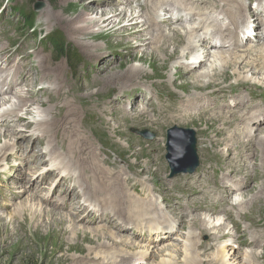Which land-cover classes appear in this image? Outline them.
Here are the masks:
<instances>
[{
    "label": "bare ground",
    "instance_id": "6f19581e",
    "mask_svg": "<svg viewBox=\"0 0 264 264\" xmlns=\"http://www.w3.org/2000/svg\"><path fill=\"white\" fill-rule=\"evenodd\" d=\"M157 1L155 3V0H113L103 4L115 6L122 3L133 9L123 7L116 9V6L113 9L104 8L100 12L91 5L90 7L81 5L78 8L81 9V13L78 15H75L74 10L69 11V21L78 24L85 15L93 16L87 18V23L76 28L75 32L79 34L81 41L95 42L102 35H119L121 31L117 29L116 18L121 16L125 19L127 15L123 25H130L127 28L129 33L124 34L120 42L126 43L130 40L131 47L136 46L137 39L141 42L143 38L141 35L144 32L147 36L143 40L150 41L156 36L164 50L167 46L163 41L164 35L177 33L181 36L177 45L179 53L173 60L180 58L186 60L177 67L189 77H194L199 71L196 69L211 60L210 64L196 76L197 82H202L206 89L209 88L207 93L185 95L181 98L170 95L175 104L168 107V102L160 103L157 110L153 109L155 112L153 118L146 120L141 119L147 116L144 112L146 106L136 112L127 108L125 120L131 119L132 122H138L143 126L154 125L159 129L172 121L193 123L194 120L203 118L214 121L221 131L229 129L234 131L226 138L223 136L217 138V135L211 136L199 131L202 136L200 139L202 152L207 162L200 172L163 183L158 191L162 202L166 204L163 207L159 198L154 196L155 189H139L133 182V179L138 180L143 176L141 175L143 170L150 168H145L142 163L140 169L136 168L138 167L136 165L128 164V172L112 164L109 158L100 160L95 152V144L87 133L83 132L82 115L88 109L91 111L92 106L89 107V101H86L81 93L92 88L97 89L101 87L103 81L107 83L120 76L119 72L114 70L100 78L101 71L108 63H112L104 54L108 52L97 45H84L86 48L96 46L88 56L92 57L93 61H98L99 66L94 69L91 82L83 84L69 81L65 76L64 66L52 65L46 56H41L36 50L33 53H36L39 65L33 66L32 60L29 62L28 57L18 59L15 54L9 53V48L1 44L0 127L6 128V132L1 133L0 137L7 138H0V169L7 162L9 168L12 166L15 168L19 162L10 163V157L16 158L15 155L19 152L24 154L21 161L28 177L26 179L24 173V177L21 178L19 173H23L22 168L17 171L18 183L12 185V190L16 188V191H13L15 193L11 194V198L14 200L18 192L30 191L36 195L34 199L37 201L33 203L35 209L25 202L17 205V209H25L31 213L30 216L24 213L25 216L21 218L20 226L15 230L17 240L19 241V237L28 231L35 236L47 235L61 240L59 250H65V244L70 239L66 236L69 235L73 237L74 246H79V240L87 241L94 238L103 241L97 248L98 253L94 258L81 256L75 259L74 264H87V260L91 261L90 264H147L149 261L151 264H261L264 258V220L252 212H245V209L249 205L254 206L255 202L264 209V109L259 108L264 104V98L255 93L259 90L264 92V0H248L257 2L255 9L249 8L253 6L247 5L246 0ZM134 2L137 5L136 9L133 7ZM68 7L69 4L65 6ZM170 8L183 14L168 15ZM159 11H163L164 16ZM59 13L60 16L68 15L64 10H60ZM220 16L225 17V23L219 20L222 19ZM248 19L252 25L249 31H258L255 40L249 38L245 40L241 37L242 26ZM246 43H254L256 46L241 49ZM184 44L187 50H190L187 54H181ZM141 46L149 49L145 43ZM257 51L259 54L255 55ZM98 53L101 57L97 56ZM139 53L144 55L145 50ZM189 55L190 59L185 58ZM38 66L41 77L33 73V69ZM229 69L236 80L232 85L237 86H229L226 80L228 78L219 73L220 70L226 73ZM213 73L216 79L212 77ZM247 75L255 76L260 81L253 82ZM131 78L133 77L125 75V82L120 89L129 88L130 81H133ZM40 81L41 84L42 81L54 84L53 87L46 86L38 90L35 85ZM246 92L249 94L242 95ZM95 93L96 91L92 90L88 95ZM230 95L237 96L228 103ZM12 96L16 97L14 102L11 100ZM133 96L130 94L124 100L118 98L109 103L110 106L105 109L108 123L119 124L117 114L122 113V110L116 103L125 104L128 101V106L136 102L138 96L144 97V93ZM44 97L47 100H43ZM23 111L25 113H22ZM233 122L234 127L231 126ZM15 127L18 129L15 130ZM119 131L122 132L120 129ZM162 135L164 134L160 133L161 137ZM16 137L20 142L22 140L27 143L21 142L18 145L15 142L11 143V139ZM29 143L33 146L47 145L49 149L45 148L43 152L34 151L31 156L30 150H33V146L27 149ZM148 146H151L150 152L153 151L155 139ZM150 152H146L145 156ZM56 156L60 158L58 163ZM154 158L149 159L148 165L156 166V171L159 172L160 167L158 163H153ZM214 159L218 161H212ZM86 161L90 166L85 165ZM257 161L259 166L252 164ZM47 167L48 171L61 174L64 178L42 176L43 168ZM214 170L219 171L218 177L212 176ZM0 175L2 176V173ZM9 175L11 177V173ZM114 183H119V187L110 185ZM40 184L41 186H38ZM51 185L61 187L60 194L68 196V200L54 203L45 200V190H49L48 186ZM169 185H173L178 192L172 193V200H168ZM245 191L247 193H243ZM239 195L240 199L236 200L235 197ZM142 196L154 197L144 201L141 200ZM247 198L249 200H245ZM184 201L187 203L184 204ZM241 205L245 206L243 210L240 208ZM233 209L237 210L233 212ZM92 214L95 215L93 222L102 224L100 226L102 233L97 232L92 226H86L90 224L86 223L88 220L85 217ZM215 214H224L235 231L227 223L210 217ZM39 218L48 221L47 225L44 224L45 227ZM208 219L216 222L213 223V231L210 233L205 234L200 228L195 227L196 225L191 226L195 221L197 225L202 226V220L208 223ZM245 221L253 224V232L242 230ZM52 224L56 227L54 228ZM182 230L189 231L184 235L186 240L182 241L181 236L172 238L174 233ZM151 234L155 235L159 242H166L169 239L172 242L162 245L164 249H157L156 246L149 244ZM208 235L209 239H201L202 236ZM108 237L113 241L112 245L106 242ZM177 241H182L183 246L176 245ZM145 242H148V245H144ZM220 243L224 245L223 251L215 254L217 258L215 259L213 253L218 250ZM174 250L180 252L176 256V261L163 258L168 256L174 259ZM181 253L184 255L183 260L179 258ZM158 259H161V262Z\"/></svg>",
    "mask_w": 264,
    "mask_h": 264
},
{
    "label": "rangeland",
    "instance_id": "374dc122",
    "mask_svg": "<svg viewBox=\"0 0 264 264\" xmlns=\"http://www.w3.org/2000/svg\"><path fill=\"white\" fill-rule=\"evenodd\" d=\"M103 2H106L105 4H108L110 2H113V0H82V1L81 0H0V13L3 11L2 15H0V38L2 39L0 45L4 44L8 48L10 46V43L14 42L12 43L14 44L13 48L10 47L9 49V53L10 54L13 53L15 55L19 53V55H23V57L25 56V54L22 51V49H24L26 56L28 55L29 52L36 50L37 52L40 53L41 56H46L48 62L51 63L52 65L64 66L66 69L65 76L69 81H74L75 83L82 82L83 84L91 82L92 74L95 71L94 69L98 68L99 66L98 61H93V58L88 56L90 55V53H92V48H95L96 46H87L86 48L84 47V45L91 44V45L100 46L101 48H103L105 52H108L104 54L107 55V57H109V59L112 60V63L110 64L108 63L106 65V68L101 71L100 78H103L105 75H107V73H111L114 70H117L120 76L113 78L112 81L107 83L103 81L101 87L97 89L92 88L91 90L86 91L85 93L83 92L81 93L82 97L86 101H89V107L92 106L91 111L88 109L82 115L81 126L83 132L87 133L88 137L95 144L96 146L95 152L99 157V159L101 160L102 158L104 159L109 158L112 164H116L120 168H123L128 172H129L128 164L134 166L136 165L138 166L136 168L140 169L142 163V165L145 168L148 167L150 169L143 170L141 173V175L143 176L140 177V179L152 183L156 185L158 188H162L163 183L166 181L172 182L177 178H184L185 176L192 175V174H181L176 177H172L174 176V171L170 166L169 161L167 160V155L169 153L168 131L174 129V127H177V129L180 130H193L196 133L195 137H197V149H198L200 165L196 169L195 173L200 172L203 168V165H205L207 161H205V156L203 155L202 152V144L200 143V139L202 138V136L199 131L206 132L211 136L217 135V138L220 136L226 138L229 136L231 131H234V129L221 131L219 130L217 124L214 121L212 120L208 121L207 119H203V118L196 119L193 121V123H188V121L185 122L172 121L162 126L159 129H157L154 125H150V124L143 126L140 125L138 122L136 123L132 122L131 119L125 120V114L128 108L127 107L128 101L125 104H123V102L116 103L118 105V108L122 110V113L117 114L119 124H116L114 122L108 123L107 122L108 117L105 116L106 115L105 109H107V106H110L109 103L114 101L115 99L119 98L124 100L126 97H129L130 94H138L142 92L144 88H149V92L154 94L156 100L158 101L157 103L158 105L160 102L166 101L167 100L166 96H170V95L181 98L185 95H192V94L200 95L205 92L207 93L209 88L206 89L204 83L197 82L196 76L203 71L204 67L206 68L207 64L208 65L210 64L211 60L205 62V64H203L201 67L196 69L197 71L198 70L199 71L194 77H189L177 67L178 64L186 62V60H183L181 58L173 60V58L176 55H178L177 53H179L177 45L179 40L181 39V36H179L177 33L171 35H164L163 41L165 45H167L165 46L164 50L160 46L161 41L158 38H156V36L153 40L150 41L143 40L147 36L146 33L144 32L141 35V38L143 37L141 42L147 44L149 46V49L147 47L141 46L142 43L138 39H137V44L135 43L136 46H132V47H131L132 42L130 40L126 42L127 45L126 43H121L120 39L122 38V36L126 33L127 34L129 33L128 32L129 30L127 28L130 25L127 26L123 25L127 15H125V19L122 18L121 16L116 18V22L118 24L117 29L121 31V32L119 31L120 32L119 35L118 34L111 36L102 35L99 38V40L95 42L93 40L81 41L79 38V34L75 32L76 31L75 29L87 23L86 22L87 18H93V16L91 17L90 15L88 17V15H85L86 19L85 18L80 19L78 24L77 22L73 23L72 21H69L70 12H71L70 10H74L73 12H75V15H78L79 13H81V9H78L81 5L87 7H90L91 5L93 8H96L98 12L102 11V9L104 8L113 9L116 6H117L116 9L117 8L122 9V7L125 9L131 8L130 6H125L122 3L115 6H106L103 4ZM245 3L248 5V0H246ZM67 4H69V7L65 8ZM134 4H136V2L133 3L134 9H136V6H134ZM38 5H43V8L40 10H36ZM60 10L67 11L68 15L60 16L59 13ZM30 12L34 15V18H36L34 24L36 31L35 34L33 35L31 33L27 34L24 31L26 20L22 16L23 14L25 13L28 14ZM219 20L222 22V19ZM15 26L17 27V29H19L21 33L19 34L16 33L17 30H15ZM9 30H10V35L12 36L10 43L5 39V34L8 33ZM53 31H58L64 35L67 43L70 44L76 56V60L74 62L68 61L67 59L58 60L57 58L52 60L53 55L50 51H48L45 48L46 45L41 41V38L52 33ZM155 31L159 32L161 30L155 29ZM22 35H31V38L29 39L26 38L23 40ZM172 48L174 50H172ZM144 50H145L144 55L139 53V51H144ZM187 53L189 52L187 51L186 44H184L181 49V54H187ZM126 55H130V57L128 58V56L126 57ZM97 56L101 57V54L98 53ZM27 57L28 59H30L28 60L29 62L32 60L33 66L34 65L36 66L37 64L39 65L38 59L36 58V53H34L33 56L31 57L29 55ZM222 71L223 70H220L219 73L222 76H226L225 78H228L226 79L228 85L237 86V85H232L233 83L236 82V80L234 79L235 76L232 74V70L229 69L228 71H226V73H222ZM33 73L36 75H40V77L42 76L39 66L33 69ZM214 74L215 73L212 74V77H215ZM125 75L133 77L131 78V80L133 81H130L131 85L128 86L129 88L122 90L120 88L125 82L124 81ZM247 76L253 82L260 81V79L255 76L252 75H247ZM86 79H88L90 82L86 81ZM214 79H216V77ZM218 79H220V77H218ZM39 83L40 84L35 85L36 89H38L42 85L41 81ZM42 83H43V87L46 86L53 87L54 84V83L50 84L47 81H42ZM156 89L159 91H157ZM92 90L93 91L95 90L96 93L89 96L88 93ZM242 95H246V94H242ZM235 96L237 95H230V98L228 99V103H231ZM12 97L13 98H11V100L14 102L16 97L14 96ZM43 100H47L46 97H44ZM145 100L146 98L142 99L141 101H137V103L135 104L137 108L138 106H140L139 110L143 109L140 103L141 102L145 103L146 102ZM172 105L173 104L168 103V107H171ZM259 108L264 109V104H262ZM152 110H153L152 108L151 109L149 108V110L144 111L145 113H147V116H143L141 117V119L146 120L153 118L155 113ZM133 111L136 112L137 110L133 109ZM22 113H25V111H23ZM172 117L174 118V116ZM231 126L234 127L235 122L231 123ZM118 127L122 132L119 131ZM14 129L17 130L18 127L17 128L15 127ZM145 130H148L149 134L153 135L151 139H145V140H150L148 144L139 143L138 141H134L128 138L127 136V133H132L135 136H140L141 138H143L141 132ZM160 133H163L164 135H162L161 137ZM183 136H186V133L183 134L182 137ZM0 138H7V137L1 136ZM153 139H155V147L154 150L150 152L151 146L148 145L152 142ZM10 142L11 143L15 142L18 145L23 141L21 140L20 142L19 138L16 137L15 139H11ZM26 143L27 141L23 142V144ZM258 149L260 150V147ZM30 151L32 156L34 153V149ZM105 152L108 153L106 154ZM146 152H150V153H148L147 156H145ZM23 156L24 154L19 152L18 155L17 154L15 155V157L18 160H16V158L14 157H10L9 159L10 163L14 164L16 161L19 162V164L16 165L15 168H13L14 166L9 168L7 162V164H5L3 168L0 169V174L2 173V176L0 175V264H74L75 259L81 256L88 257L90 259L94 258L96 253H98L97 248L99 247V245H101L100 243H103V241H98L97 239L94 238L87 241L79 240L78 241L79 246H74L73 237H71L70 235L69 237L66 236L67 239L69 238L70 239L67 240L68 243L66 242L65 244V250L63 249L59 250V247L62 244L61 240L55 239L54 237H47V235L35 236L33 233L29 231L27 232L28 234L24 233L25 236L24 235L20 236L19 241L17 240L16 237L17 234L15 230L19 228L21 218H23L25 215L26 216L31 215L30 211H27L25 209H17V205L20 204L21 202H25L28 206L30 205L33 207V209H35L33 203L37 202L34 199L35 198L34 196L36 195H33L30 191H26L25 193L18 192L17 194L18 196L16 195V198L14 200H12L11 198V194H14L15 192L13 193V191L16 189L15 188L12 190L13 187L12 185L18 183V178L16 177V174L21 170L20 168L23 169V173L22 172L19 173L21 175V178L24 177V173L26 172L24 168V163H22L21 161ZM151 158H154L153 163H158L160 167L159 172L156 171L157 168L156 166L148 165V161ZM212 161H217V159H214ZM87 164L88 162L86 161L85 165L87 166ZM183 164H187V162L185 161L183 162ZM252 164H255V166H259L258 161L253 162ZM88 166L90 165L88 164ZM7 167L9 168V170ZM13 171L16 172L12 174ZM9 173H11L12 178L15 174V179L12 180ZM118 175L120 176V174ZM25 177L27 179L28 177L27 173H25ZM136 180L137 179H133V182ZM110 185L119 187V183H114ZM169 188L173 191V193L175 194L178 193L176 189L173 187V185H169ZM243 193H247V191ZM248 193L250 194V192ZM235 198L236 200H239L240 195ZM248 198L250 199V197ZM248 198L245 200H249ZM186 203L187 201H184V204ZM243 207L245 206L243 205L240 206L242 210L244 209ZM246 211L252 212L256 214L259 218L264 220V209L262 207H259V203L255 202L254 206H250V205L247 206L245 212ZM123 214H125V212ZM210 217L219 220L222 223L225 222L229 227H232L231 222L227 220L224 214H215V215H211ZM39 220H42L41 222L43 225L44 224L47 225L48 221L43 220L41 218H39ZM202 222L204 223L205 221L202 220ZM192 223L193 224H191V226L196 225L195 227L200 228L201 231H203L206 234L213 231L212 225L213 223L215 224L216 222L208 219V223L207 222L204 224L202 223L203 227L197 225L196 221ZM52 226L54 228L56 227L53 224ZM93 228H95L97 232L102 233L100 226L99 228L96 227ZM232 230L235 231V229L233 228ZM186 232L189 233V231L187 230L179 231L178 237L181 236L182 241L186 240L184 238ZM208 236H203V239L208 238ZM106 240H107L106 242H110L112 245L113 241L111 240V238L108 237V239ZM20 241H24V242L21 243ZM182 241L181 242L177 241V243L175 244L183 246ZM106 245L108 246L109 244H103V246ZM109 247L115 248L113 246H109ZM223 247H224L223 243H220L218 250H216L213 253L214 258H215V254H219L221 251H223ZM164 248L165 247L160 246L157 249H164ZM46 249H48V252H46ZM181 249L183 250L182 247ZM174 251H175L173 252L174 259H170V257L168 256H164L163 258L166 260L174 261L176 259V256L180 254V252L177 253L176 250ZM110 252L113 253V251ZM103 254L104 253H101V255ZM183 256L184 255L181 253V255L179 256L180 260H183ZM210 256L211 254H209V257ZM158 260H160L161 262V259ZM87 261H88L87 264H90L91 261L90 260ZM151 263L152 262L149 261L147 264H151ZM80 264H84V263H80ZM261 264H264V258H262Z\"/></svg>",
    "mask_w": 264,
    "mask_h": 264
},
{
    "label": "water",
    "instance_id": "95a60500",
    "mask_svg": "<svg viewBox=\"0 0 264 264\" xmlns=\"http://www.w3.org/2000/svg\"><path fill=\"white\" fill-rule=\"evenodd\" d=\"M42 8L43 5H38L36 10ZM185 133L186 136L182 137ZM195 135L196 133L193 130H180L176 128L170 131L167 160L174 171V176L183 173H193L199 166ZM185 161L187 164H183Z\"/></svg>",
    "mask_w": 264,
    "mask_h": 264
},
{
    "label": "trees",
    "instance_id": "16d2710c",
    "mask_svg": "<svg viewBox=\"0 0 264 264\" xmlns=\"http://www.w3.org/2000/svg\"><path fill=\"white\" fill-rule=\"evenodd\" d=\"M23 17L26 20V24L31 30L34 23L33 14L30 12L28 15H24ZM48 45L51 47L52 51L59 60L63 58H67L71 62H74L76 60V56L73 52V49L71 48L70 44L67 43L62 33H53L50 39L48 40Z\"/></svg>",
    "mask_w": 264,
    "mask_h": 264
}]
</instances>
